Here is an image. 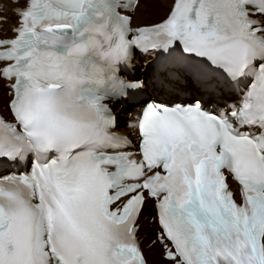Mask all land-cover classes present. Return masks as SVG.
Instances as JSON below:
<instances>
[{"label": "snow or ice", "instance_id": "1", "mask_svg": "<svg viewBox=\"0 0 264 264\" xmlns=\"http://www.w3.org/2000/svg\"><path fill=\"white\" fill-rule=\"evenodd\" d=\"M10 22L0 264H264V0H0Z\"/></svg>", "mask_w": 264, "mask_h": 264}, {"label": "bare ground", "instance_id": "2", "mask_svg": "<svg viewBox=\"0 0 264 264\" xmlns=\"http://www.w3.org/2000/svg\"><path fill=\"white\" fill-rule=\"evenodd\" d=\"M7 14L10 17L12 16V12H11V8L10 7L7 10ZM163 15H164V9L162 7L161 8H157V9H153L152 11L147 12V13L142 11L141 13L137 14L134 22H143V21L157 20ZM10 27H11V22L8 25H5L3 27V30H0V38H2L4 36V31L9 29ZM10 34L11 33H9V35ZM135 58H136V60L138 62H143L146 57H141L140 55H138ZM151 59L152 58L149 56L147 58V61H151ZM140 70H141V72H142V70L144 71L145 70V66H142ZM140 70H139V72H140ZM141 76L142 75L139 74V77H141ZM4 92L5 91L3 90V85H0V106H3V101L5 99ZM2 110H3V107H2V109L0 108V111H2ZM118 112L120 113V116H121V108L118 109ZM128 112H129V110H128ZM127 115H128L127 113L125 115H122V117H124L126 119L125 120V125L127 124V121L129 120L127 118ZM120 131L127 133L129 136H132V135H130L131 130L129 128H126L125 126H122ZM133 136H135V135H133ZM149 257H150V260L152 261V264H163V261H162L161 257H159L158 249H156L153 252L149 253Z\"/></svg>", "mask_w": 264, "mask_h": 264}, {"label": "rangeland", "instance_id": "3", "mask_svg": "<svg viewBox=\"0 0 264 264\" xmlns=\"http://www.w3.org/2000/svg\"><path fill=\"white\" fill-rule=\"evenodd\" d=\"M2 107H3V106H0V108H1V109H2ZM122 115H125V113H121V120H122V121H124V120H125V118H124V117H122ZM158 253H159V249H158ZM159 257H160V253H159Z\"/></svg>", "mask_w": 264, "mask_h": 264}]
</instances>
